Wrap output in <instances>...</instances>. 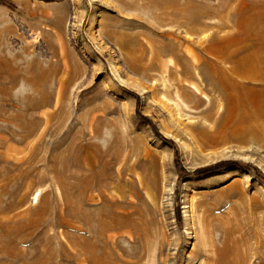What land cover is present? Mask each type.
Returning <instances> with one entry per match:
<instances>
[{"label": "rangeland", "instance_id": "1", "mask_svg": "<svg viewBox=\"0 0 264 264\" xmlns=\"http://www.w3.org/2000/svg\"><path fill=\"white\" fill-rule=\"evenodd\" d=\"M238 163L264 176V0H0V264H264Z\"/></svg>", "mask_w": 264, "mask_h": 264}, {"label": "trees", "instance_id": "2", "mask_svg": "<svg viewBox=\"0 0 264 264\" xmlns=\"http://www.w3.org/2000/svg\"><path fill=\"white\" fill-rule=\"evenodd\" d=\"M135 97L137 98L138 100V104H137V108H138V116L145 122H148L152 125L155 133L160 136L162 138V140L166 143H169L173 146L174 148V154H175V162L178 166L181 165V161H180V152H179V148L178 146L176 145L175 142L171 141V140H168L166 139L165 137H163L158 129L156 128V126L154 125V123L149 119V117H146L144 115H142L140 113V97L136 94H134ZM233 164V161H221V162H218L216 164H213V165H209V166H206V167H202V168H199V169H196L194 172H188L187 170H185V168H182L181 172H182V178L183 177H186V176H189L190 174H195V175H206V174H210V173H213V172H217V171H220V170H223V169H226L228 167H230L231 165ZM240 164L241 166H244L246 168H248L249 170H253V172L256 174V176H258L259 178H262L263 179V173L260 169L256 168L255 166L253 165H245L244 163H238ZM252 172V171H251Z\"/></svg>", "mask_w": 264, "mask_h": 264}, {"label": "bare ground", "instance_id": "3", "mask_svg": "<svg viewBox=\"0 0 264 264\" xmlns=\"http://www.w3.org/2000/svg\"><path fill=\"white\" fill-rule=\"evenodd\" d=\"M118 176H121V174H120V175L118 174ZM115 177H117V176L115 175ZM107 184H108V181H107L106 185H107ZM58 192L61 193L60 190H58ZM41 196H42V191H39V192L34 196V201H35L36 203H38L39 200H40V198H41Z\"/></svg>", "mask_w": 264, "mask_h": 264}]
</instances>
